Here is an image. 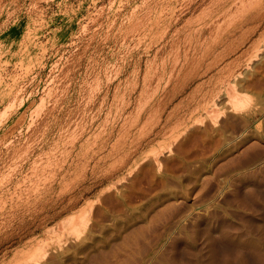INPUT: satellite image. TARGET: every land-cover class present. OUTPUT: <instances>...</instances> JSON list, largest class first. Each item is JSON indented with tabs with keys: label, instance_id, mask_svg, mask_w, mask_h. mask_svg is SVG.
I'll list each match as a JSON object with an SVG mask.
<instances>
[{
	"label": "rangeland",
	"instance_id": "rangeland-1",
	"mask_svg": "<svg viewBox=\"0 0 264 264\" xmlns=\"http://www.w3.org/2000/svg\"><path fill=\"white\" fill-rule=\"evenodd\" d=\"M245 2L0 0V264H264V0ZM145 12L172 24L142 46Z\"/></svg>",
	"mask_w": 264,
	"mask_h": 264
},
{
	"label": "bare ground",
	"instance_id": "bare-ground-1",
	"mask_svg": "<svg viewBox=\"0 0 264 264\" xmlns=\"http://www.w3.org/2000/svg\"><path fill=\"white\" fill-rule=\"evenodd\" d=\"M242 1H243V0H242ZM249 1H250V0H249ZM249 1L247 2V0H246L245 3H249ZM250 2H251V3H249V6H251L252 3H256V0H255V2H254V0H253V1H250ZM243 3H244V2H243ZM246 5L248 6V4H243L242 7H243V8H246ZM237 6H238V5H237ZM238 7H239V6H238ZM238 7H237V8H238ZM237 8H236V9H237ZM246 9H247V8H246ZM251 9H252V8H251ZM248 10H249V8H248ZM240 11H241V9H240ZM243 11H244V10H243ZM236 12L238 13V11H236ZM236 12H235V13H236ZM145 13H146V14H145ZM145 13H144V15L139 16V18L137 19V21H136V23H135L136 26H134L135 29H137L136 31H137V40H138V43L142 44V46H143V45H144V46H147L148 43L150 44V42L152 41L153 38H155L154 36H155L157 33H159V32H163V31H165L167 28L169 29V25L171 26V24H172V23L169 24L171 19H170V20L168 19V18H171V15L167 18L166 15H162L163 13H162V14H160V13H159V14H158V13H156V14H155V13H154V14H151V13H150V14H149V12H148V13L145 12ZM235 13H234V14L232 13V14H233L232 17H234L235 15H238V14H235ZM240 13H241V12H240ZM141 14H142V13H141ZM139 15H140V14H139ZM240 15H241V14H240ZM232 17H230V18H231V19H236L237 16H236L235 18H232ZM239 18H240V16H239ZM205 20H206V19H205ZM211 20H212V19H211ZM218 20H219V19H218ZM218 20H217V22H219ZM228 20H230V19H228ZM228 20H227V21H228ZM243 20H244V19H243ZM198 21H199V20H198ZM201 21H202V20H201ZM172 22H173V21H172ZM213 22H214V21H213ZM221 22H222V21H221ZM230 22H231V21H230ZM246 22H247V21H246ZM187 23H189L188 20H187ZM192 23H193V22H192ZM210 23H211V22H210ZM210 23H209V25H211ZM227 23H228V22H227ZM227 23H226V24H227ZM135 24H134V25H135ZM175 25H176V24H175ZM192 25H193V24H192ZM202 25H204V24H202ZM218 25H220V24L217 23V27H215L214 30H217L216 28L219 27ZM227 25H228V24H227ZM182 26H183V25H182ZM195 26H196V25H195ZM205 26H207V25H205ZM215 26H216V24H215ZM220 26H221V25H220ZM134 27H133V28H134ZM136 27H137V28H136ZM197 27H198V26H197ZM200 27H201V26H200ZM176 28H177V27H176ZM181 28H182V27H180V29H181ZM183 28H184V27H183ZM186 28H188V27H186ZM209 28H210V27H209ZM223 28H224V26H223ZM135 29H134V30H135ZM177 29H178V28H177ZM198 29H199V28H198ZM201 29H202V28H201ZM201 29H200V30H201ZM203 29H204V28H203ZM225 29H226V26H225ZM173 30H175V27L173 28ZM194 30H195V29H194ZM196 30H197V29H196ZM214 30H213V32H214ZM219 30H220L221 33H222V31H223V30H222V26H221V29L219 28ZM136 31H135V32H136ZM184 31H187V30H184ZM184 31H183V32H184ZM189 31H190V30H189ZM189 31H188V32H189ZM192 31H193V30H192ZM224 31H225V30H224ZM165 32H166V31H165ZM168 32H169V31H168ZM172 32H173V31H172ZM174 32H175V31H174ZM194 32H195V31H194ZM215 32H216V31H215ZM218 32H219V31H218ZM163 33H164V32H163ZM179 33H181V31H180ZM185 33H187V32H185ZM189 33H191V31H190ZM197 33H198V32H197ZM201 33H203V32H201ZM204 33H205V32H204ZM170 34H172V33H170ZM174 34H175V33H174ZM174 34H173V35H174ZM175 35H176V34H175ZM181 35H182V34H181ZM184 35H185V34H184ZM189 35H190V34H189ZM189 35H188V36H189ZM191 35H192V34H191ZM191 35H190V36H191ZM177 36H178V34H177ZM159 37H161V36H158L157 38L159 39ZM174 37H176V36H174ZM183 37H184V36H183ZM186 37H187V35H186ZM197 37H198V36H197ZM201 37H204V36H201ZM211 37H212V35H211ZM192 38H193V37H192ZM194 38H196V36H194ZM158 39H157V41H158ZM187 39H188V37H187ZM163 40H164V39H163ZM166 40H167V39H166ZM183 40H184V41H182V42L185 43V42H186L185 37H184ZM155 41H156V39H155ZM167 41H168V40H167ZM177 41H178V40H177ZM160 42H161V41H160ZM188 42H189V41H188ZM194 42H195V41H194ZM198 42H199V41H198ZM164 43H165V42H164ZM171 43H172V42H171ZM171 43H168V45L171 44ZM184 43H183V44H184ZM195 43H196V42H195ZM201 43H203V41H201ZM201 43H200V44H201ZM140 44H139V45H140ZM158 44H159V43H158ZM161 44H162V43H161ZM166 44H167V43H166ZM188 44H189V43H188ZM152 45H153V44H152ZM152 45H151V46H152ZM156 45H157V44H156ZM176 45H178V44H176ZM190 45H191V44H190ZM194 45H195V44H194ZM196 45H197V44H196ZM201 45H202V44H201ZM160 46H161V45H160ZM162 46H163V45H162ZM162 46H161V47H162ZM169 46H171V45H169ZM183 46H185V44H184ZM203 46H204V45H203ZM171 47H172V46H171ZM179 47H180V46H179ZM186 47H187V46H186ZM186 47H184L185 49H183V52H185V53H187L186 51H187V49H188V48L186 49ZM188 47H189V46H188ZM191 47H192V45H191ZM198 47H199V46H198ZM204 47H205V46H204ZM143 48H144V47H143ZM149 48H151V47H149ZM193 48H195V47H193ZM201 48H202V47H201ZM205 48H206V47H205ZM262 48H263V47H262ZM145 49H146V48H145ZM164 49H165V48H164ZM181 49H182V48H181ZM207 49H208V48H207ZM209 49H210V48H209ZM160 50H161V49H160ZM167 50H170V49L168 48ZM184 50H185V51H184ZM200 50H201V49H200ZM173 51H174V50H173ZM177 51H178V49H177ZM188 51H189V50H188ZM197 51H199V50H197ZM259 51H260V49H259ZM154 52H155V51H154ZM171 52H172V51H171ZM190 52H191V50H190ZM210 52H211V51H210ZM260 52H261V51H260ZM156 53H157V52H156ZM177 53H179V52H176V55H178ZM201 53H202V52H201ZM203 53H204V51H203ZM205 53H206V52H205ZM169 54H170V53H169ZM172 54H173V53H172ZM188 54H189V53H188ZM197 54H199V52H198ZM207 54H208V53H207ZM153 55H154V54H153ZM153 55H152V56H153ZM157 55H158V54H157ZM183 55H184V54H183ZM185 55H186V54H185ZM191 55H192V54H191ZM152 56H151V58L153 59L154 56H153V57H152ZM158 56H159V55H158ZM160 56H162V54H161ZM174 56H175V55H173V57H174ZM179 56H180V55H178V59H180ZM192 56H193V55H192ZM195 56H196V55H195ZM198 56H199V55H198ZM162 57H165V55L162 56ZM162 57H161V58H162ZM182 57H183V56H182ZM185 57H186V56H185ZM157 58H158V57H157ZM194 58H195V57H194ZM205 58H206V57H205ZM162 59H163V58H162ZM168 59H169V58H168ZM187 59H188V58H187ZM197 59H198V58H197ZM183 60H186V59L184 58ZM152 61H153V60H152ZM173 61H174V60H173ZM180 61H181V60H180ZM187 61H188V60H187ZM191 61H193V59H192ZM163 62H165V60H164ZM163 62H162V64H163ZM181 62H182V61H181ZM177 63H178V61H177ZM187 63H188V62H187ZM166 64H167V63H166ZM172 64H173V63H172ZM174 64H176V63L174 62ZM178 64H180V63H178ZM209 64H210V63H209ZM211 64H212V63H211ZM148 65H149V64H148ZM155 65H156V63H155ZM180 65H181V64H180ZM180 65H179V67H180ZM187 65H188V64H187ZM206 65H208V63H207ZM160 66H162V65H160ZM174 66H175V65H174ZM211 66H212V65H211ZM150 67H151V66H150ZM162 67H165V65L162 66ZM162 67H161V68H162ZM181 67H184V66L181 65ZM195 67H196V66H195ZM174 68H175V67H174ZM176 68H177V67H176ZM249 68H250V67H249ZM155 69H156V68H155ZM211 69H212V68H211ZM147 70H148V69H147ZM153 70H154V69H153ZM156 70H157V69H156ZM156 70H155V71H156ZM203 70H204V69H203ZM208 70H209V68H208ZM161 71H162V69H161ZM181 71H182V70H181ZM183 71H184V69H183ZM183 71H182V72H183ZM191 71H192V70H191ZM206 71H207V70H206ZM206 71H205V72H206ZM250 71H251V70H250ZM152 72H153V71H152ZM178 72H179V68H178ZM194 72H196V71H194ZM261 72H262V71H261ZM145 73H146V72H145ZM153 73L155 74L156 72H153ZM153 73H152V75H153ZM169 73H170V72H169ZM248 73H249V72H248ZM171 74H172V72H171ZM182 74H183V73H182ZM185 74H186V73H185ZM197 74H198V73H197ZM239 74H240V73H239ZM256 74H257V73H256ZM256 74H255V75H256ZM263 74H264V73H263ZM149 75H150V74H149ZM195 75H196V74H195ZM240 75H241V74H240ZM240 75H239V77H240ZM235 76H236V75H235ZM256 76H257V75H256ZM239 77H238V78H239ZM147 78H148V77H147ZM235 78H236V77H235ZM235 78H233V79L231 80V81H232V83H230L231 85L234 83ZM253 79H254V78H253ZM256 79H257V78H256ZM256 79H255V80H256ZM150 80H151V79H150ZM238 80H239V79H238ZM239 81H240V80H239ZM245 82H246V81H245ZM245 82H244V83H245ZM249 82H251V81H249ZM237 83L239 84V82H237ZM261 83L263 84V82H261ZM231 85L229 86V82H228L227 86H229V88H230V87H233L234 84H233L232 86H231ZM235 85H237V84H235ZM235 85H234V86H235ZM239 85H240V84H239ZM242 85H243V84H242ZM255 85H256V84H255ZM253 86H254V85H253ZM229 88H228V89H229ZM233 88H235V87H233ZM244 88H245V86H244ZM231 89H232V88H231ZM225 90H226V88H225ZM233 90H234V89H233ZM233 90H232V91H233ZM239 90H240V89H239ZM245 90H246V89H245ZM232 91H231V93L234 92V91H233V92H232ZM229 92H230V90H228L227 93H229ZM237 92H238V91H237ZM237 92H234V93L232 94V96L235 95V96H233V97L231 98V99H233V100H231L230 97L227 96V98H228L229 100L234 101V102H232L233 105H232V103H231V105H232V107H233L234 110L240 109V108H241L240 106L243 107V104L245 103L244 101H246V102L249 101V99L246 97L245 93H243L244 95H243V94L240 95V97H241V96H243L244 98L246 97L245 100L243 101L244 103L242 102L243 99L241 100V99L239 98V99L241 100V101H240V100L238 99V96H239V95H238ZM240 92H241V91H240ZM240 92H239V93H240ZM227 93H225V94H227ZM235 93H237V95H236ZM240 94H241V93H240ZM227 95H228V94H227ZM217 96H218V95H217ZM230 96H231V94H230ZM236 96H237V99H236ZM234 97H235V98H234ZM243 97H242V98H243ZM246 99H247V100H246ZM229 100H228V101H229ZM223 103H224V102H223ZM228 103H229V102H228ZM245 105H248V104L245 103ZM245 105H244V106H245ZM227 106H228V105H227ZM211 107H212V106H211ZM211 107H210V108H211ZM215 107H216V105H215ZM224 107H225V106H224ZM230 107H231V106H230ZM232 107H231V108H232ZM212 108H213V110H214V107H212ZM230 110H231V109H230ZM242 110H243V109H242ZM206 111H207V110H206ZM209 111H212V110H209ZM216 111H217V110H216ZM222 111H223V110H222ZM231 111H232V110H231ZM237 111H238V110H237ZM203 112H204V111H203ZM203 112H202V113H203ZM223 112H224V111H223ZM206 113H207V112H205V114H200L197 118L195 117V121L193 122V124H194V123H197V125H198V123H200V125L203 124L205 118L208 117V115H207ZM215 113H216V112H215ZM215 113H214V114H215ZM215 116H216V115H215ZM255 116H256V115H255ZM209 117L212 118V116L210 115V113H209ZM211 118H209L210 121H211ZM212 120H213V118H212ZM215 121H216V118H215ZM216 122H217V121H216ZM206 123H207V122H206ZM211 124H212V123H211ZM216 124H217V123H216ZM205 125H206V124H205ZM205 125H204V126H205ZM192 126H194V125H192ZM204 126H203V128H205ZM207 126H208V125H207ZM197 127H198V126H197ZM209 128H210V127H209ZM212 128H213V126H212ZM188 129H191V127L189 126ZM200 129H201V128H200ZM186 130H187V128H186ZM191 130H193V129H191ZM195 130H197V129H195ZM205 130H207V128H205ZM201 131H202V130H201ZM203 132H205V131H203ZM207 132H208V131H207ZM207 132H206V133H207ZM193 133H194V132H192L191 135L196 136V135L193 134ZM206 133H204V134H205V136L207 137ZM220 133H221V132H220ZM196 134H198V133H196ZM201 134H202V133H201ZM199 135H200V134H198L197 136H199ZM185 136H186V135H185ZM187 136H188V135H187ZM187 136H186V137H187ZM197 136H196V137H197ZM208 136H209V135H208ZM188 137H189V136H188ZM215 137H216V136H215ZM215 137H214V138H215ZM189 138H191V137H189ZM185 139H186V138H185ZM200 139H201V138H200ZM208 139H209V137H208ZM208 139H207V140H208ZM189 140H190V139H189ZM203 140H204V138H203ZM178 141H179V140H178ZM194 142H195V141H194ZM171 145H172V144H171ZM181 145H182V144H181ZM195 145H196V144H195ZM204 146H205V144H204ZM175 147H176V146H175ZM169 149H170V148H169ZM180 149H181V148H180ZM168 151H169V150H168ZM183 151H184V150H183ZM162 152H163V151H162ZM168 153H169V152H168ZM153 156H155V154H154ZM157 156H158V155H157ZM183 156H184V155H183ZM188 157H189V156H188ZM154 160H155V159H154ZM38 252H39V251H35L33 254H27V255H25L24 260L28 258V260H26V261H29V260H30V261L33 262V261H34L33 259L36 258V256H37V257H38V255L41 256V255H40L41 253H38ZM37 254H38V255H37ZM16 256H17V255H16ZM23 257H24V256H22V258H23ZM16 258H17V257H16ZM19 258H20V257H19ZM38 259H39V257H38ZM22 260H23V259H22ZM36 260H37V258H36ZM36 260H35V261H36ZM19 261H20V260H19ZM22 262H23V261H22Z\"/></svg>",
	"mask_w": 264,
	"mask_h": 264
}]
</instances>
